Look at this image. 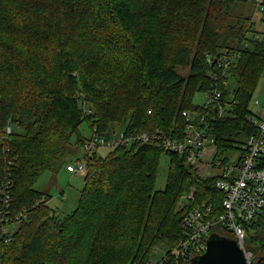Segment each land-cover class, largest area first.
Listing matches in <instances>:
<instances>
[{
	"label": "trees",
	"instance_id": "1",
	"mask_svg": "<svg viewBox=\"0 0 264 264\" xmlns=\"http://www.w3.org/2000/svg\"><path fill=\"white\" fill-rule=\"evenodd\" d=\"M239 1L0 0V264H149L156 248L178 246L187 211L202 203L221 211L216 178L152 137L183 138V112L207 125L219 156L256 132L250 107L264 76V31L234 15ZM257 6L264 26V0ZM225 56L226 78L215 80ZM215 89L223 112L194 103ZM120 133L152 140L85 154L75 210L49 207L37 180L94 135ZM163 154L167 181L156 190ZM244 248L264 264L263 219L247 225Z\"/></svg>",
	"mask_w": 264,
	"mask_h": 264
},
{
	"label": "built area",
	"instance_id": "2",
	"mask_svg": "<svg viewBox=\"0 0 264 264\" xmlns=\"http://www.w3.org/2000/svg\"><path fill=\"white\" fill-rule=\"evenodd\" d=\"M228 57L225 56L218 64L221 70L215 75V80L226 78L225 69L228 66ZM228 83L223 81V87ZM205 105L216 106L223 112L220 103L221 92L217 89L204 93ZM257 112H252L250 120L256 127V132L251 135L245 144L237 150L234 158L219 156L216 154L215 140L207 132V125L200 127L193 121L189 112H183V116L189 118L183 138L161 136L157 132L153 140L162 147L164 152L176 153L194 165L199 172V165L206 169L216 170L211 177L215 179V189L222 195L220 200L221 211H216L213 205L202 203L187 211L183 217L181 237L178 246L156 262L151 259L149 264H166L171 261L175 264H191L192 260L202 255L211 235L218 234L215 229L221 228L233 236L239 248L244 254L246 264H255L253 256L244 248L247 225L257 219L264 220V107H260L258 101L254 102ZM201 123L204 120L201 119ZM11 130L7 128V133ZM150 136L146 133L137 137L125 138L120 133L117 138L104 139L94 135L83 144L84 155L92 154L103 146L114 148L122 142L134 141L148 142ZM84 155L77 159L76 165L69 163L66 170L76 174L85 171ZM205 156L209 160H205ZM200 174V173H199ZM8 197H6L7 199ZM194 191L182 197L180 208H184L189 201L194 200Z\"/></svg>",
	"mask_w": 264,
	"mask_h": 264
},
{
	"label": "rangeland",
	"instance_id": "3",
	"mask_svg": "<svg viewBox=\"0 0 264 264\" xmlns=\"http://www.w3.org/2000/svg\"><path fill=\"white\" fill-rule=\"evenodd\" d=\"M259 0H240L234 9V15H244L248 17H253L254 22L259 27L261 31H264V26H259L260 10L257 6ZM180 74L185 75V71H179ZM235 83L233 81L228 82V90L232 91L235 88ZM258 101L260 107H264V76L258 83L256 91L252 97L251 101V111L257 112V107L254 106V102ZM194 103L197 105L205 104L204 93H197L194 98ZM80 132L85 138H90L92 136L91 130L88 128L87 124L84 123L80 127ZM76 136H73L72 142L75 143ZM111 150V147L103 146L97 149V154L100 156H105ZM76 156L70 158L69 163L76 165L77 159H80L84 155V149L79 147ZM227 157L234 158L237 154L236 149H232L225 153ZM205 160H209L208 156H205ZM169 169V157L163 154L159 161L158 166V176L156 179V190H163L167 181ZM199 173L202 177H211L216 174V170L206 169L204 165H199ZM84 185V172H79L76 174L69 173L66 170V165L60 167L56 173L46 172L44 173L35 183L34 188L42 193L50 196L47 203L49 207L56 210L60 216H65L70 214L77 207L80 192ZM17 224L13 225L12 228L16 229ZM13 231V230H12ZM11 231V232H12ZM164 254L163 248H156L152 259L154 262L158 261Z\"/></svg>",
	"mask_w": 264,
	"mask_h": 264
},
{
	"label": "water",
	"instance_id": "4",
	"mask_svg": "<svg viewBox=\"0 0 264 264\" xmlns=\"http://www.w3.org/2000/svg\"><path fill=\"white\" fill-rule=\"evenodd\" d=\"M191 264H246V261L236 241L211 235L205 252Z\"/></svg>",
	"mask_w": 264,
	"mask_h": 264
}]
</instances>
